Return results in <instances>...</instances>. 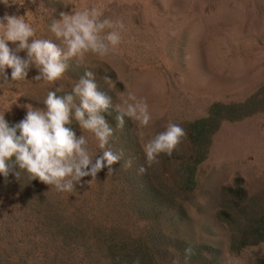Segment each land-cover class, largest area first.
Instances as JSON below:
<instances>
[{"label":"trees","instance_id":"16d2710c","mask_svg":"<svg viewBox=\"0 0 264 264\" xmlns=\"http://www.w3.org/2000/svg\"><path fill=\"white\" fill-rule=\"evenodd\" d=\"M63 62L65 73L55 82L29 78L30 89L17 102L23 113L0 115L15 124L26 116L29 106L46 111L43 102L49 91L57 96L69 94L91 72L97 90L111 98V107L103 115L113 135L105 147L121 158L111 166V174L104 167L95 180L88 176L74 181L72 192L59 193L39 180H30L18 167L14 169L20 171L18 179L9 175L5 181L0 176V264H133L137 258L140 264H172L173 259L183 264L189 246L194 253L191 264H220L216 242L206 237L209 228H199L188 214L196 199L197 170L223 122L264 115V84L241 102H212L204 117L177 123L187 133L179 151L172 156L161 154L158 163L138 174L146 157L132 122L114 106L112 94L122 90L120 83L102 68ZM117 117H122V127ZM71 119L70 127L78 140L85 138L90 155L102 156L98 139L81 129L74 109ZM128 162L131 167L125 168ZM217 194L213 218L225 230L227 253L237 257L244 249L263 245L253 253L252 261L264 264V195H246L238 178Z\"/></svg>","mask_w":264,"mask_h":264},{"label":"rangeland","instance_id":"374dc122","mask_svg":"<svg viewBox=\"0 0 264 264\" xmlns=\"http://www.w3.org/2000/svg\"><path fill=\"white\" fill-rule=\"evenodd\" d=\"M8 3L10 7L0 3V17L5 12L24 16L35 33L31 39L50 40L61 50L63 60L83 68L99 67L114 75L122 87L112 94L114 106L132 122L136 138L143 145L166 130L169 122L204 117L212 102H241L264 84V0ZM61 13H88L97 24L108 21L97 33L106 50L101 53L89 49L82 55L64 58L67 46L52 31L53 24L61 21ZM110 33L120 37L118 44L107 40ZM9 47L15 49L16 45L9 43ZM18 54L27 59L25 51ZM10 72L7 82L0 78V114L6 111L14 117L24 111L17 102L30 89L29 78L34 80L37 68L31 65L24 81H11ZM137 103L148 106V126L127 115L128 107ZM196 176V199L188 208L193 223L209 228L206 237L212 244L216 242L220 264H253V253L262 250L263 245L230 256L225 230L213 213L219 188L230 186L233 179L241 180L246 195H264V115L223 122L212 136ZM202 234L198 235L204 241Z\"/></svg>","mask_w":264,"mask_h":264},{"label":"clouds","instance_id":"9594fccd","mask_svg":"<svg viewBox=\"0 0 264 264\" xmlns=\"http://www.w3.org/2000/svg\"><path fill=\"white\" fill-rule=\"evenodd\" d=\"M0 3L11 6L8 0H0ZM61 17V21L53 24L52 31L67 46L64 58L82 55L89 49L101 53L106 50V45L97 33L108 21L97 24L88 13H61ZM0 33V78L5 82L9 80V69L11 81L26 80L31 65H35L39 72L33 78L35 80L55 82L63 77L66 64L61 50L50 40L31 39L35 33L24 16L5 12L0 17ZM107 40L115 45L119 43L120 37L110 33ZM9 43L16 45L15 49L9 47ZM21 51L26 52L27 59L21 58L18 54ZM92 75L91 72L86 73L85 78H81L69 94L57 96L55 92L49 91L43 102L46 111L34 110L29 106L26 116L15 124H10L4 115H0V176L5 181L9 175L19 178L20 171L14 170L18 167L28 173L30 180H39L62 193L74 191L73 182L79 183L84 177L90 176L95 180L104 167L108 168V174L113 173L111 166L121 157L105 147L113 135V129L103 115L111 107V98L97 90ZM73 109L81 129L94 133L98 139L99 148L104 150L102 156L93 158L84 147L85 138H76L70 127ZM127 115L142 126H148L151 120L145 103L130 105ZM117 120L122 127V117H117ZM186 135L180 125L169 122L166 130L143 145L145 165L140 166L138 174H145L147 167L158 163L161 154L172 156L174 151L178 152ZM130 167L131 162L126 163L125 168ZM91 181L86 183L90 184ZM193 254L192 247H187L183 264H191ZM133 264H140V259L137 258ZM172 264H181V261L173 259Z\"/></svg>","mask_w":264,"mask_h":264}]
</instances>
